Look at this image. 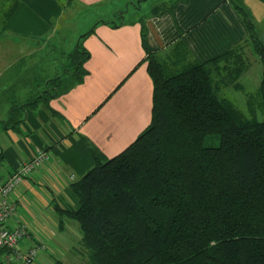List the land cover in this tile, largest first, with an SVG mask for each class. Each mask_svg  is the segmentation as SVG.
I'll use <instances>...</instances> for the list:
<instances>
[{
	"label": "trees",
	"instance_id": "16d2710c",
	"mask_svg": "<svg viewBox=\"0 0 264 264\" xmlns=\"http://www.w3.org/2000/svg\"><path fill=\"white\" fill-rule=\"evenodd\" d=\"M235 9L262 67L247 114L220 94L216 65L233 50L189 63L177 42L158 56L142 28L150 123L112 157L91 149L93 166L69 185L76 204L60 210L77 223L90 264H264V40L244 7ZM69 58L56 94L86 74L84 48ZM235 71L238 88L242 67ZM19 111L11 107L10 122Z\"/></svg>",
	"mask_w": 264,
	"mask_h": 264
},
{
	"label": "crops",
	"instance_id": "0c3cea01",
	"mask_svg": "<svg viewBox=\"0 0 264 264\" xmlns=\"http://www.w3.org/2000/svg\"><path fill=\"white\" fill-rule=\"evenodd\" d=\"M139 3L0 0V186L36 149L50 156L12 196L34 240L48 244L36 264L87 263L77 223L60 213L76 204L69 185L93 166L91 149L112 157L150 123L153 83L142 28L145 45L158 56L177 42L189 63L241 51L247 58L235 84L240 88L253 60L260 64L259 85L261 63L235 6L244 7L264 40V0H175L147 13ZM76 21L86 27L75 34L72 52H88L86 74L59 94L50 88L53 94L39 101L34 90L48 92L53 79H45V51L55 49L50 42ZM12 106L20 109L15 123L9 121ZM61 248L71 254L62 256Z\"/></svg>",
	"mask_w": 264,
	"mask_h": 264
},
{
	"label": "rangeland",
	"instance_id": "374dc122",
	"mask_svg": "<svg viewBox=\"0 0 264 264\" xmlns=\"http://www.w3.org/2000/svg\"><path fill=\"white\" fill-rule=\"evenodd\" d=\"M139 1H140L139 5L142 6L141 12L147 13V12L156 11L161 7L170 6L171 3L175 0H139ZM85 27H86L85 22L76 21L73 25L67 26V29L64 30L65 33H60L59 35H57L56 39H54L55 41L52 40L50 42L52 45L55 46V49L51 50L48 55H46V51H45V79L49 77H53V79L49 81L50 87H47V91H50V88L55 87L54 85L57 83L56 76L59 75V77L62 78L65 76V73L71 71V66L69 65L70 63L69 55L72 53V50L74 49V41L77 35L76 33L77 32L79 33V31H84ZM168 53L170 54V52ZM234 54H235L234 57L232 55L229 57L227 56L224 59H221L220 61L217 62L216 66L219 69L218 78L220 77V80L218 82L221 83L220 94L221 96L231 100L237 109L242 111L244 114H247L246 94L251 92L253 93V91L257 88L258 80L260 77V64L258 61L254 62L252 60L250 69L246 77H244L245 80L240 79L239 83L241 84V86L240 88L239 87L236 88L233 86V83H231L233 74H235V73L231 74V71L236 72L235 70L241 68L243 66V62L245 63V59L247 58V55L245 54L242 55L241 51L237 53L235 51ZM176 58L177 57L175 55L171 56L168 62H173V60H175ZM34 92L35 94H38L41 92V90L35 89ZM257 118L261 119L260 113H257ZM79 249H81L82 251H84V253H86V255H84L83 258L85 261H87V263H83V264H89L87 252L81 247L80 241H79ZM73 251L74 250H72V252ZM60 252L62 256L71 254L67 252L65 248H61ZM79 260L81 261L80 258Z\"/></svg>",
	"mask_w": 264,
	"mask_h": 264
},
{
	"label": "built area",
	"instance_id": "2783aa9c",
	"mask_svg": "<svg viewBox=\"0 0 264 264\" xmlns=\"http://www.w3.org/2000/svg\"><path fill=\"white\" fill-rule=\"evenodd\" d=\"M49 158L47 151L36 149L0 186V264H36L40 252L48 247L34 240L12 196L18 185Z\"/></svg>",
	"mask_w": 264,
	"mask_h": 264
}]
</instances>
